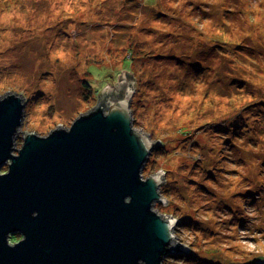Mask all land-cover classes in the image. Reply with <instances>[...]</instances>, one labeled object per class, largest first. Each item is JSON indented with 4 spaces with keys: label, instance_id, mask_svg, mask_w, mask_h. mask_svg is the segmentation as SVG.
Instances as JSON below:
<instances>
[{
    "label": "rangeland",
    "instance_id": "374dc122",
    "mask_svg": "<svg viewBox=\"0 0 264 264\" xmlns=\"http://www.w3.org/2000/svg\"><path fill=\"white\" fill-rule=\"evenodd\" d=\"M122 71L131 125L157 142L141 177L162 174L153 209L186 248L162 264L264 257V0H0V99L24 102L15 149L68 129Z\"/></svg>",
    "mask_w": 264,
    "mask_h": 264
},
{
    "label": "water",
    "instance_id": "95a60500",
    "mask_svg": "<svg viewBox=\"0 0 264 264\" xmlns=\"http://www.w3.org/2000/svg\"><path fill=\"white\" fill-rule=\"evenodd\" d=\"M118 81L68 129L29 133L19 149L24 102L0 99V264H162L185 251L176 222L151 210L162 174L141 170L157 142L131 125V73Z\"/></svg>",
    "mask_w": 264,
    "mask_h": 264
},
{
    "label": "bare ground",
    "instance_id": "6f19581e",
    "mask_svg": "<svg viewBox=\"0 0 264 264\" xmlns=\"http://www.w3.org/2000/svg\"><path fill=\"white\" fill-rule=\"evenodd\" d=\"M56 18L57 19H59V20H61L62 19V11H60V13H58V14H56ZM92 111V110H91ZM91 111H89V112H91ZM88 112V113H89ZM145 163V162H144ZM143 168H144V165H143ZM142 168V169H143ZM142 171V170H141ZM153 206H154V204H152V206H151V210L153 211V212H155L157 215H159L154 209H153ZM160 217H164V216H161V215H159ZM170 255V254H169Z\"/></svg>",
    "mask_w": 264,
    "mask_h": 264
},
{
    "label": "trees",
    "instance_id": "16d2710c",
    "mask_svg": "<svg viewBox=\"0 0 264 264\" xmlns=\"http://www.w3.org/2000/svg\"><path fill=\"white\" fill-rule=\"evenodd\" d=\"M16 238H17V236L12 237V238H11V241H15ZM186 255L189 256L188 254H186Z\"/></svg>",
    "mask_w": 264,
    "mask_h": 264
},
{
    "label": "flooded vegetation",
    "instance_id": "af4514ba",
    "mask_svg": "<svg viewBox=\"0 0 264 264\" xmlns=\"http://www.w3.org/2000/svg\"><path fill=\"white\" fill-rule=\"evenodd\" d=\"M19 239H20V238L17 237L15 241H18Z\"/></svg>",
    "mask_w": 264,
    "mask_h": 264
}]
</instances>
